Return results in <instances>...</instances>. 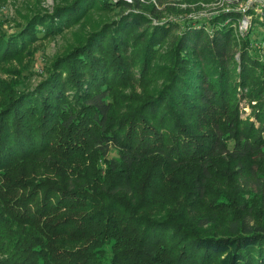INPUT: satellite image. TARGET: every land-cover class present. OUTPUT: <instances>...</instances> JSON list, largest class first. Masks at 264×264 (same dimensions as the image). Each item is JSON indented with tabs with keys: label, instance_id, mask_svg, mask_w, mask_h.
<instances>
[{
	"label": "trees",
	"instance_id": "trees-1",
	"mask_svg": "<svg viewBox=\"0 0 264 264\" xmlns=\"http://www.w3.org/2000/svg\"><path fill=\"white\" fill-rule=\"evenodd\" d=\"M144 1L69 0L0 32L19 78L0 79V264H264V6L178 19ZM93 11L115 18L26 86Z\"/></svg>",
	"mask_w": 264,
	"mask_h": 264
},
{
	"label": "rangeland",
	"instance_id": "rangeland-1",
	"mask_svg": "<svg viewBox=\"0 0 264 264\" xmlns=\"http://www.w3.org/2000/svg\"><path fill=\"white\" fill-rule=\"evenodd\" d=\"M68 1L69 0H0V32L13 33L19 25H24L26 21L32 18L35 14H50L56 5H61ZM123 1L129 3L132 2V0ZM140 1L145 2L144 0ZM263 2L264 0H170L164 5H161L157 1L151 0L150 3L146 2L144 6L150 7L152 4L156 8V11L166 18H174L178 16V19L186 17L197 19L209 18L211 15H217L226 11H236L244 16L246 15L244 13L245 8L254 5L255 10L259 11L260 8L264 6ZM169 8H174L177 11H173ZM148 12L149 11H147V13ZM114 18V14L106 15L93 11L89 20L82 21L79 25L66 29L59 36L46 41L44 47L39 48L40 52L36 60L28 64L30 73L27 74L28 77L24 79V84L29 87L36 85L42 78L41 65L49 62L53 57L61 53L67 44L72 41L75 35L79 36L82 34L83 36H87L89 33L93 32V30L97 29L99 24L110 21ZM242 22H244L245 27L242 25ZM239 24L241 27L240 33L243 32L245 34L250 28V17L247 16L242 18ZM256 28L251 35V38L252 40L257 38V40L260 41L261 38H263L264 32H261L258 26ZM254 33H256V37ZM13 65L15 64L13 63ZM0 79L13 83L19 78L16 77V74L7 72L6 74L1 73ZM19 87H21V85H19ZM134 89L137 92L140 90L139 87H135ZM130 92V89L125 91L126 94H129ZM246 106L245 102H242L240 105L243 110V118L250 113V110ZM221 167H226V165L221 164ZM205 211L208 212V215L217 217L213 222L217 227V230L224 228L223 224L226 223V220L224 219L223 213H220L215 208L211 207H205Z\"/></svg>",
	"mask_w": 264,
	"mask_h": 264
},
{
	"label": "built area",
	"instance_id": "built-area-1",
	"mask_svg": "<svg viewBox=\"0 0 264 264\" xmlns=\"http://www.w3.org/2000/svg\"><path fill=\"white\" fill-rule=\"evenodd\" d=\"M264 3V2H263ZM247 10V8H245V10H244V13H245V11ZM245 18V17H244ZM240 23V22H239ZM242 25L245 27V24H244V22H242ZM238 29H239V32L241 31L240 29H241V27H240V24H238ZM241 33H243V32H241Z\"/></svg>",
	"mask_w": 264,
	"mask_h": 264
}]
</instances>
